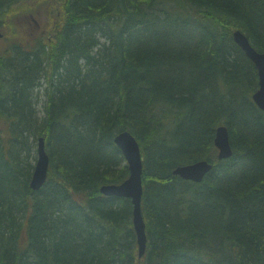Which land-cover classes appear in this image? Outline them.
Here are the masks:
<instances>
[{
	"label": "trees",
	"instance_id": "trees-1",
	"mask_svg": "<svg viewBox=\"0 0 264 264\" xmlns=\"http://www.w3.org/2000/svg\"><path fill=\"white\" fill-rule=\"evenodd\" d=\"M18 14L32 19L19 41ZM0 27V264H264V112L232 39L240 28L264 51V0H0ZM122 131L143 157L142 258L130 200L99 192L128 176ZM201 159V182L172 174Z\"/></svg>",
	"mask_w": 264,
	"mask_h": 264
},
{
	"label": "water",
	"instance_id": "water-1",
	"mask_svg": "<svg viewBox=\"0 0 264 264\" xmlns=\"http://www.w3.org/2000/svg\"><path fill=\"white\" fill-rule=\"evenodd\" d=\"M2 33L0 32V37ZM232 39L245 55L253 62L258 77V88L252 94V100L264 112V51L256 50L246 34L237 29L232 33ZM115 146L122 153L128 168V176L120 183H105L99 188L104 196L124 197L132 205V225L136 235L138 256L145 254L147 247L146 222L142 213L141 200L143 194L142 173L143 160L141 149L136 138L129 131L119 132L113 138ZM214 146L217 148L219 160L228 159L232 155L228 128L225 124L218 125L214 134ZM213 163L207 159L197 160L177 166L173 175L183 180L201 182L204 176L212 169ZM49 156L45 150L44 140L39 138L37 157L29 181L33 190L39 189L47 180Z\"/></svg>",
	"mask_w": 264,
	"mask_h": 264
},
{
	"label": "rangeland",
	"instance_id": "rangeland-1",
	"mask_svg": "<svg viewBox=\"0 0 264 264\" xmlns=\"http://www.w3.org/2000/svg\"><path fill=\"white\" fill-rule=\"evenodd\" d=\"M18 17L19 18H23L25 16H22L21 14H18ZM23 19H24V21H23L22 25L21 26H18L19 27L17 29L18 34L15 36V39L14 40L19 39L25 33L26 29H32V27L30 25V22H32L31 17L30 16H26V18H23ZM0 29H2V28L0 27ZM8 38L9 37L4 36L3 39L0 40V54L2 52H4V50L9 45V41L7 40ZM17 41H19V40H17ZM43 104H44L43 97L42 96H39L38 99H37V101L35 102L36 109L38 111H41L43 109ZM40 114H42V113L40 112Z\"/></svg>",
	"mask_w": 264,
	"mask_h": 264
},
{
	"label": "bare ground",
	"instance_id": "bare-ground-1",
	"mask_svg": "<svg viewBox=\"0 0 264 264\" xmlns=\"http://www.w3.org/2000/svg\"><path fill=\"white\" fill-rule=\"evenodd\" d=\"M10 10V8H7V9H5L3 12H2V14L3 15H6L7 14V12ZM11 11H12V9L9 11V13H11ZM15 11V10H14ZM13 11V12H14ZM237 29H240V28H237ZM237 29H235V30H237ZM234 30V31H235ZM46 88V83L44 82V81H42V86H40L38 89H37V91H38V97L39 96H42L43 97V100H44V104H45V102H46V99H47V96H46V94H45V91H44V89ZM44 104H43V109L41 110V111H38L37 109H36V112H37V116H39V118L40 117H42V116H44ZM40 112L42 113V114H40ZM130 132V131H129ZM131 133V132H130ZM118 134V133H117ZM116 134V135H117ZM115 137V136H114ZM38 142H39V140H38ZM38 146V145H37ZM36 151H37V148H36ZM186 164H188V163H186ZM180 165V164H179ZM179 165H177V166H179ZM182 165V164H181ZM176 166V167H177ZM176 167H174V169L176 168ZM173 169V170H174ZM173 170H172V174H173ZM48 175V174H47ZM29 186H30V184H29ZM43 186V185H42ZM41 186V187H42ZM40 187V188H41ZM31 188V187H30ZM39 188V189H40ZM39 189H36V190H39ZM33 190V189H32ZM35 191V190H34ZM139 257V256H138ZM139 258H142V257H139Z\"/></svg>",
	"mask_w": 264,
	"mask_h": 264
}]
</instances>
